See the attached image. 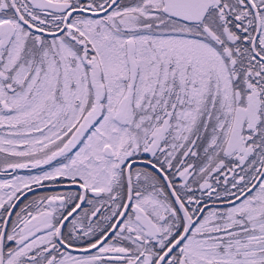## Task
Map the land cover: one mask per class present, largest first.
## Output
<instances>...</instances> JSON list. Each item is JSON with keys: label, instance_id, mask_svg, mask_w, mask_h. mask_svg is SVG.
I'll return each instance as SVG.
<instances>
[{"label": "snow or ice", "instance_id": "1", "mask_svg": "<svg viewBox=\"0 0 264 264\" xmlns=\"http://www.w3.org/2000/svg\"><path fill=\"white\" fill-rule=\"evenodd\" d=\"M0 264H264V0H0Z\"/></svg>", "mask_w": 264, "mask_h": 264}]
</instances>
